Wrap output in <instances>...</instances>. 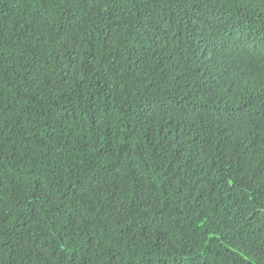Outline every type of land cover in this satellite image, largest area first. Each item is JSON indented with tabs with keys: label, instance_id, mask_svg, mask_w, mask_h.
Listing matches in <instances>:
<instances>
[{
	"label": "trees",
	"instance_id": "1",
	"mask_svg": "<svg viewBox=\"0 0 264 264\" xmlns=\"http://www.w3.org/2000/svg\"><path fill=\"white\" fill-rule=\"evenodd\" d=\"M0 264H264V0H0Z\"/></svg>",
	"mask_w": 264,
	"mask_h": 264
}]
</instances>
